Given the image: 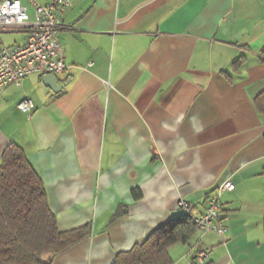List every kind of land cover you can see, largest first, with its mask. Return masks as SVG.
I'll use <instances>...</instances> for the list:
<instances>
[{"label": "crops", "instance_id": "0c3cea01", "mask_svg": "<svg viewBox=\"0 0 264 264\" xmlns=\"http://www.w3.org/2000/svg\"><path fill=\"white\" fill-rule=\"evenodd\" d=\"M21 1L29 20L0 28V48L27 41L36 13ZM56 13L62 87L32 73L0 94V160L19 144L58 228L91 227L51 264H112L180 199L203 211L227 178V232L171 245V264L196 259L198 242L210 253L196 264H264V0H72Z\"/></svg>", "mask_w": 264, "mask_h": 264}, {"label": "trees", "instance_id": "16d2710c", "mask_svg": "<svg viewBox=\"0 0 264 264\" xmlns=\"http://www.w3.org/2000/svg\"><path fill=\"white\" fill-rule=\"evenodd\" d=\"M257 104L264 114V94L258 95ZM181 210L142 242L119 251L112 264H171V245L190 243L198 230L203 233ZM90 229V224L67 231L58 228L44 180L24 149L9 143L0 160V264H51L55 254L83 239ZM195 248H202L199 242Z\"/></svg>", "mask_w": 264, "mask_h": 264}, {"label": "built area", "instance_id": "2783aa9c", "mask_svg": "<svg viewBox=\"0 0 264 264\" xmlns=\"http://www.w3.org/2000/svg\"><path fill=\"white\" fill-rule=\"evenodd\" d=\"M35 7L36 20L24 44L4 46L0 48V94L10 83L21 84L22 80L32 73H60L67 68L65 49L58 37L61 22L56 11L62 9L72 0H51L38 3L31 0ZM29 20L26 5L21 0H3L0 2V28L22 27ZM91 63V62H89ZM35 103L30 97H23L17 104L18 108L30 112ZM235 188L231 178L222 181L216 192L208 197L203 211L189 200L180 199L182 208L195 221L203 232L215 231L221 236L226 232L220 195L225 190ZM209 256V250L200 248L196 259L189 264L203 262Z\"/></svg>", "mask_w": 264, "mask_h": 264}, {"label": "water", "instance_id": "95a60500", "mask_svg": "<svg viewBox=\"0 0 264 264\" xmlns=\"http://www.w3.org/2000/svg\"><path fill=\"white\" fill-rule=\"evenodd\" d=\"M43 77L46 84L50 86L52 89L56 90L62 87V84L59 83L55 73H45Z\"/></svg>", "mask_w": 264, "mask_h": 264}]
</instances>
